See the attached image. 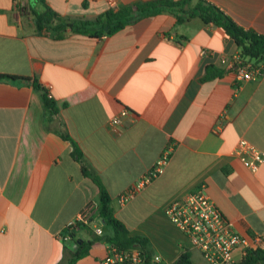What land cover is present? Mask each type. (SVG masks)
<instances>
[{
  "label": "crops",
  "instance_id": "crops-1",
  "mask_svg": "<svg viewBox=\"0 0 264 264\" xmlns=\"http://www.w3.org/2000/svg\"><path fill=\"white\" fill-rule=\"evenodd\" d=\"M208 1L264 34V0ZM45 2L83 19L109 6ZM31 6L0 0V73L16 75L0 80V264H58L62 247L74 249L77 238L89 244L71 264H99L102 235L112 229L95 214L61 239L64 222L84 202L97 203L99 185L128 234L143 236L161 264L182 251L206 264L163 210L200 184L232 229L249 240L258 235L255 248L264 250V165L250 169L231 153L240 138L264 151V74L234 79L219 61L240 56L232 38L198 16L176 21L167 9L110 33L54 36L36 29ZM207 64L220 75L203 77ZM34 84L50 93L53 111ZM121 107L127 113L109 127ZM163 151L161 170L139 183ZM248 250L235 248L233 264H264V255Z\"/></svg>",
  "mask_w": 264,
  "mask_h": 264
},
{
  "label": "built area",
  "instance_id": "built-area-1",
  "mask_svg": "<svg viewBox=\"0 0 264 264\" xmlns=\"http://www.w3.org/2000/svg\"><path fill=\"white\" fill-rule=\"evenodd\" d=\"M109 6L114 5V0H106ZM220 63L225 68L233 71L234 79H256L264 74V62H253L241 55H222ZM50 97V93L46 92ZM126 107H121L117 113L108 118V126L115 128L121 122V117L127 113ZM231 153L236 155L250 169L258 165H264V151L251 145L244 138L237 140L231 149ZM167 156V151H163L153 162L151 167L139 180L143 183L154 176L162 168V164ZM132 189H128L119 195L120 200H124ZM97 204L92 201L84 202L81 207L69 217L63 224L64 233L61 239H70L71 231L84 224H89L95 214ZM164 213L169 220L186 237L189 244L196 248L206 264H233L232 252L235 248L246 250L255 248L260 237L254 235L251 240L232 229L229 221L224 219L213 200L200 184L194 190L188 191L164 206ZM96 234H101V229L97 225L92 226ZM99 264H161L160 256L157 253L146 255L142 247L137 244L120 245L112 241H105V250L99 259Z\"/></svg>",
  "mask_w": 264,
  "mask_h": 264
},
{
  "label": "trees",
  "instance_id": "trees-1",
  "mask_svg": "<svg viewBox=\"0 0 264 264\" xmlns=\"http://www.w3.org/2000/svg\"><path fill=\"white\" fill-rule=\"evenodd\" d=\"M32 3L31 11L36 29L42 28L54 35H62L66 30L86 33L87 35L97 36L102 33H110L123 27L128 22L135 20L142 15H149L160 10L167 9L173 13L176 21H182L190 16H198L205 23H212L218 26L235 42L239 48V54L253 62H264V34L256 32L251 28H244L238 25L220 7L208 0H143L139 2L117 4L108 6L101 14L94 19L69 18L60 15L53 10L45 0H30ZM107 28L104 29V26ZM221 70L212 64H207L204 68L203 77L210 78L220 75ZM16 75L0 73L1 79H13ZM36 88L41 91V98L44 106L53 111L51 98L47 96L46 90L36 84ZM95 215L101 223L109 225L112 229L110 235L104 234L102 237L106 241H112L120 245L138 244L148 255L145 248L146 240L143 236L130 235L121 221L113 214L109 204V196L105 189L99 185V197L97 201ZM89 240L77 238L74 249L62 247V255L58 264H71L76 258L87 251ZM249 253L264 255V250L253 248ZM170 264H194L185 251Z\"/></svg>",
  "mask_w": 264,
  "mask_h": 264
},
{
  "label": "rangeland",
  "instance_id": "rangeland-1",
  "mask_svg": "<svg viewBox=\"0 0 264 264\" xmlns=\"http://www.w3.org/2000/svg\"><path fill=\"white\" fill-rule=\"evenodd\" d=\"M100 225H101L103 228L108 229V226H107L106 224H103V223L100 222Z\"/></svg>",
  "mask_w": 264,
  "mask_h": 264
},
{
  "label": "water",
  "instance_id": "water-1",
  "mask_svg": "<svg viewBox=\"0 0 264 264\" xmlns=\"http://www.w3.org/2000/svg\"><path fill=\"white\" fill-rule=\"evenodd\" d=\"M106 28H107V25L104 26V29H106Z\"/></svg>",
  "mask_w": 264,
  "mask_h": 264
}]
</instances>
